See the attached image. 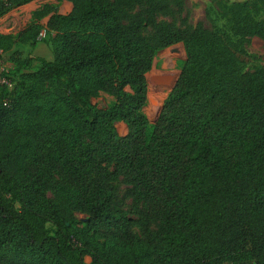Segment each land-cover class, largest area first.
I'll use <instances>...</instances> for the list:
<instances>
[{
    "label": "trees",
    "instance_id": "trees-1",
    "mask_svg": "<svg viewBox=\"0 0 264 264\" xmlns=\"http://www.w3.org/2000/svg\"><path fill=\"white\" fill-rule=\"evenodd\" d=\"M34 1L0 0V20ZM55 1L72 11L45 5L0 34L3 53L34 48L49 18L53 52L0 72V264H264V68L239 59L240 41H264V0H221L214 30L160 21L184 0ZM177 44L151 125L146 75Z\"/></svg>",
    "mask_w": 264,
    "mask_h": 264
},
{
    "label": "rangeland",
    "instance_id": "rangeland-1",
    "mask_svg": "<svg viewBox=\"0 0 264 264\" xmlns=\"http://www.w3.org/2000/svg\"><path fill=\"white\" fill-rule=\"evenodd\" d=\"M36 1V0H35ZM174 3V0H168ZM221 0H184V14L177 15L172 18H161L162 23H174L176 26H180V20L184 17L188 19V27L194 29L197 24L202 23L205 28L209 30L214 29H227L226 22L219 16L218 3ZM225 2H242L246 0H224ZM39 9L45 5H50L56 9L59 13L62 3L55 0H42L40 1ZM33 13V12H32ZM60 13L67 14L68 11L63 9ZM28 13L25 11L20 14L16 19H8L0 24V34L14 35L24 30L29 23L26 22L24 17H27ZM49 18L42 20L44 30L46 31V24ZM43 30V31H44ZM42 31V32H43ZM51 35L45 33V37H38V44L36 47L30 45H24L17 43L14 50L10 53H3L0 51V72H12L15 69L17 60H27L28 58H45L47 60L53 59V52L50 45ZM242 42V43H241ZM240 53L239 59L243 71L252 72L259 68H264V41L260 38L254 37L244 39L240 41ZM186 61V53L182 44H177L167 49L159 51L153 61V67L151 71L146 75L148 82V99L144 108V113L148 117L150 124L154 125L161 113L164 101L172 91L176 81L179 78L182 67ZM40 63L33 61L31 70H35ZM9 86L10 83H9ZM114 98L107 94L102 93L98 98L92 100V104L98 108H106L112 102ZM117 131L120 135L127 134V127L123 123L116 125ZM120 193L119 198L123 199L126 193V186L119 183ZM51 196V194H48ZM127 206H130L131 201H126ZM78 218H85L83 214H77ZM50 230H53L51 224L48 225ZM136 232H139V228H135ZM86 264H91V259H85Z\"/></svg>",
    "mask_w": 264,
    "mask_h": 264
},
{
    "label": "crops",
    "instance_id": "crops-1",
    "mask_svg": "<svg viewBox=\"0 0 264 264\" xmlns=\"http://www.w3.org/2000/svg\"><path fill=\"white\" fill-rule=\"evenodd\" d=\"M40 1H42V0H36V1L26 5V6H23L21 8H18L16 10L11 11L8 15H6L4 18H2L0 20V24L5 22V21H7L8 19H11V18L12 19H16L24 11H25V13H28L27 17H24V19L26 20V22L29 23V21H30V19L32 17V12L36 11L40 7L39 6V4H41ZM61 3H62V7H61V9L59 11V14H62V15L69 14L72 11V8H73L72 4L70 2H67V1H64V2H61ZM63 9L67 10L68 13L67 14L60 13Z\"/></svg>",
    "mask_w": 264,
    "mask_h": 264
},
{
    "label": "built area",
    "instance_id": "built-area-1",
    "mask_svg": "<svg viewBox=\"0 0 264 264\" xmlns=\"http://www.w3.org/2000/svg\"><path fill=\"white\" fill-rule=\"evenodd\" d=\"M45 33H46L45 30L41 32L40 37H45ZM0 84H3V85L5 84L9 86V83L5 79H0Z\"/></svg>",
    "mask_w": 264,
    "mask_h": 264
}]
</instances>
